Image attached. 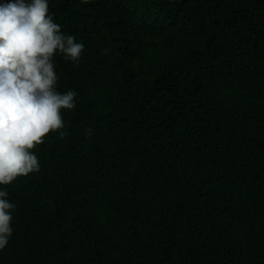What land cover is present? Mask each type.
<instances>
[{
  "label": "trees",
  "instance_id": "obj_1",
  "mask_svg": "<svg viewBox=\"0 0 264 264\" xmlns=\"http://www.w3.org/2000/svg\"><path fill=\"white\" fill-rule=\"evenodd\" d=\"M48 6L75 105L0 184V264H264V0Z\"/></svg>",
  "mask_w": 264,
  "mask_h": 264
},
{
  "label": "clouds",
  "instance_id": "obj_2",
  "mask_svg": "<svg viewBox=\"0 0 264 264\" xmlns=\"http://www.w3.org/2000/svg\"><path fill=\"white\" fill-rule=\"evenodd\" d=\"M60 28L48 0H0V184L39 169L29 149L49 130L63 127L62 106L75 105L74 89L55 88L52 57L59 52L77 59L84 45ZM7 196L0 187V249L13 231L9 210L15 204Z\"/></svg>",
  "mask_w": 264,
  "mask_h": 264
}]
</instances>
